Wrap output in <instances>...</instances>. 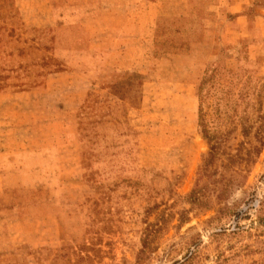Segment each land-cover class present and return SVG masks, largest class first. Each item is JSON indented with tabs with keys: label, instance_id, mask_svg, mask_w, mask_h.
Here are the masks:
<instances>
[{
	"label": "rangeland",
	"instance_id": "1",
	"mask_svg": "<svg viewBox=\"0 0 264 264\" xmlns=\"http://www.w3.org/2000/svg\"><path fill=\"white\" fill-rule=\"evenodd\" d=\"M228 7L0 0V264H264V0Z\"/></svg>",
	"mask_w": 264,
	"mask_h": 264
},
{
	"label": "crops",
	"instance_id": "2",
	"mask_svg": "<svg viewBox=\"0 0 264 264\" xmlns=\"http://www.w3.org/2000/svg\"><path fill=\"white\" fill-rule=\"evenodd\" d=\"M248 1L249 0H227L228 6H229L228 9L230 13L233 14V17H232L233 21L238 20L241 17V15L238 13L239 9H243L244 5L248 3ZM232 29H235V28H232Z\"/></svg>",
	"mask_w": 264,
	"mask_h": 264
}]
</instances>
